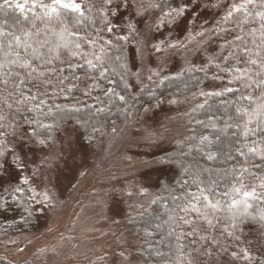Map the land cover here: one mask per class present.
Wrapping results in <instances>:
<instances>
[{
  "label": "snow or ice",
  "instance_id": "1",
  "mask_svg": "<svg viewBox=\"0 0 264 264\" xmlns=\"http://www.w3.org/2000/svg\"><path fill=\"white\" fill-rule=\"evenodd\" d=\"M196 2L197 0H182L177 6H172L167 0H136V15L159 10L160 15L156 21L158 28L160 24H171L185 16L189 4ZM130 6L129 0H0V9L18 11L28 24L26 27L17 19L20 27L16 30L0 27V158H5L0 163V169L8 163V155L12 156L11 163L18 169L24 166L21 157L15 153L14 148L9 147L7 141L9 135L16 134L17 115L29 126L50 129L52 125L43 123L40 117L51 116L54 111H81L79 100L74 105L56 102L58 98L64 101L75 99V91L99 100V97L92 96L94 91L99 90L109 98L110 103L112 97L120 102H127L126 96L115 88L105 89L102 81H106L108 85L115 84L116 81L110 79V74L119 75L124 82L123 88L128 89L126 77L135 76L139 81L142 75L141 72L128 68L123 54L125 45L136 32L135 25L129 21L126 26L128 33L117 35L115 39L105 38L104 35L105 32L113 33L117 27L110 16L115 17L121 7ZM211 7L222 9L215 29L199 31L194 36L190 34L189 42L197 36L209 39L213 35L225 37L220 48L226 54L210 57L199 71H204L207 76L206 69L211 65L218 73L224 74H213L211 79L222 82L226 80L227 83H222L219 89L201 90L196 94L203 100L195 104L192 112L210 109V100L228 94L235 99H220V104L225 105L226 118L221 121L223 127L217 126L215 121L221 118L215 115L208 116V123L203 120L195 121L206 129L210 128L215 139L210 135L199 134L186 137L185 140L195 142L188 145L190 150L195 148L212 161L217 159L218 153L210 151L211 146L234 129L232 135L236 140L226 154V159L231 161L239 158V167L233 166L225 170V177H231V181L223 192L216 191L217 181L205 183L193 173L192 183L196 186V191L185 193L181 198L183 202L168 217L169 235H175L176 242L169 252L154 253L156 257L163 258L161 264H198L192 252L185 251L186 245L182 241L191 237V243L195 245L197 239L208 240L209 236L203 232L206 228L215 227L214 221L222 218L221 213H225L223 218L229 221L223 229L229 237L234 236V231H229V228L234 230L238 223H243L242 218L251 215V209H256L253 218L264 222V0H215ZM85 22L94 31L84 29L81 34L79 29ZM228 35H231V39L226 38ZM152 46L156 52H162L166 48L184 45L168 43L165 46V42L160 41ZM113 51L119 55H113ZM78 72L83 74L77 75ZM159 75V72L151 71L147 79L152 80ZM180 75L176 78H180ZM169 79L172 78L165 76L160 83ZM80 82H86L83 89L79 87ZM176 102L169 101L173 104ZM84 106L88 109L93 107L91 104ZM229 108L232 109L231 113ZM105 110L104 107H97L95 111L103 113ZM26 113L34 115H25ZM32 135L39 136L36 128L32 129ZM37 142L45 144L46 139L41 138ZM21 183L26 185L29 179L22 177ZM30 190L35 196V190ZM15 191L21 192L23 189L17 187ZM145 191L142 189L141 193ZM42 196L44 201L49 200L47 192ZM159 199L157 197L151 203L156 204ZM40 202L37 200V203ZM212 240L218 243L214 237ZM192 251L196 249L193 248ZM240 253L242 255L233 252L232 256L236 258L239 255L245 261L251 258L246 249H241Z\"/></svg>",
  "mask_w": 264,
  "mask_h": 264
},
{
  "label": "rangeland",
  "instance_id": "2",
  "mask_svg": "<svg viewBox=\"0 0 264 264\" xmlns=\"http://www.w3.org/2000/svg\"><path fill=\"white\" fill-rule=\"evenodd\" d=\"M213 2L190 3L185 16L157 28L159 10L136 15V0H129L131 6L121 7L111 18L121 35L128 33L129 21L136 27L127 43L132 71L141 72L147 81L151 71L174 73L189 63L203 66L210 57H217V36H197L189 42L190 34L215 29L222 9L211 7ZM160 41L165 46H184L156 52L152 45ZM198 93L174 104L163 98L154 105H142L125 136L111 135L90 144L82 143L73 126L63 124L54 143L36 148L22 120L15 117L17 131L7 141L24 166L18 169L11 163L12 156L6 157L8 163L0 171V222L6 203L19 193L17 187L26 191L36 213L30 227L0 242L4 260L0 264H140L135 232L138 212L148 207L160 183L174 179L161 156L183 137L184 118L203 100ZM22 177L29 183L22 184ZM45 192L48 201L43 200Z\"/></svg>",
  "mask_w": 264,
  "mask_h": 264
},
{
  "label": "trees",
  "instance_id": "3",
  "mask_svg": "<svg viewBox=\"0 0 264 264\" xmlns=\"http://www.w3.org/2000/svg\"><path fill=\"white\" fill-rule=\"evenodd\" d=\"M172 0H167L169 4ZM22 2V0H21ZM163 2V0H161ZM29 15H31L29 13ZM17 19H20L24 26H28L27 22L23 21L18 11L11 9H0V27H4L6 30H16L20 27L17 24ZM110 19L112 20L111 16ZM6 22V23H5ZM71 23V18H69ZM114 23V22H113ZM97 25L99 20L97 19ZM84 29L88 31H94L91 25L87 22L79 29L83 34ZM238 31V30H237ZM105 38L115 39L117 35H121L120 30L116 27L113 33H104ZM219 43V49L216 53L217 57H220L222 53L220 48L221 43L224 42L225 37L217 36ZM231 39V35L226 37ZM124 57L127 61L128 68H131V58L129 54L128 45L124 48ZM113 55H119L118 52L113 51ZM208 63V62H207ZM206 63V64H207ZM203 66H193L190 63L185 68L178 69L174 73L163 72L159 77L144 81L143 75L140 76L139 81L134 76L129 75L126 80L129 84L128 89L123 88V81L120 80L119 75L110 74V79L116 81L115 84L108 85L106 81H102L105 86L113 87L117 92L126 96V103L120 102L115 97H105L102 91H94L93 97H99V100L92 99L90 97L83 96L81 91H75L73 96L75 99L64 101L62 98L56 100L60 104H76L77 100L80 101L78 105L81 108L80 112H55L48 117H40L41 121L46 124L52 125L50 129L38 128L37 125L29 126L24 120L17 115L23 122V127L31 144L36 148H43L51 145L55 142L56 136L60 127L63 124L73 126L80 134L82 143L90 144L108 136L122 137L125 136V132L131 127V123L134 122L138 115V111L142 105H154L159 103L161 99L176 100L191 95L192 93L200 92L201 90L210 91L219 89L222 83L226 84L227 81L213 80L211 77L213 74L224 75L218 73V70L213 66H208L206 69L207 76L204 71H199ZM117 71H120L117 69ZM82 72H78L77 75H82ZM178 74L180 78H176ZM170 77L172 79L165 80L163 84L160 80L163 77ZM86 82H80L79 87L84 88ZM220 99L230 100L235 99L231 94L222 98H216L210 100L212 105L210 109L197 110L192 112V109L188 112L184 118V135L183 137L175 141L171 148L161 156V161H164L172 172H174V179L171 182L160 183V186L156 189L152 198L160 199L156 204H150L145 210L139 211L136 221V238L139 243L138 257L140 264H161L163 258L156 257L155 252H169L171 246L176 242L175 235H169V223L168 217L172 213L173 209L177 208V205L181 204L182 197L187 192H195L196 186L192 183V175L195 173L199 176V179L208 183L210 181H217L218 187L216 191L223 192L227 190V187L231 181V177H225V170L231 169L233 166L239 167V158L231 161L226 159V154L230 148L234 145L236 137L232 135L234 129L229 130L220 141L213 144L210 151L218 153L216 160H208L202 152L196 151L195 148L189 149L190 142L185 140L186 137L192 135L205 134L210 135L212 139L215 136L212 134L211 129L204 128L202 125L195 123L196 120H203L208 123V116L215 115L220 117L221 120L215 121L218 127H223L222 120L226 118L224 108L225 105L220 104ZM202 102V101H199ZM85 104L93 105L92 109L86 108ZM97 107H104L106 110L103 113H97L95 110ZM232 109L229 108V113ZM32 116L34 114H25ZM36 128L39 132V136L32 135V129ZM46 139L45 144H39L38 139ZM183 142V144L181 143ZM185 153V154H182ZM235 156V153H232ZM5 158H0V163L4 162ZM188 169V172H185ZM203 169H209L210 171H203ZM2 169H0L1 171ZM253 171H257L253 169ZM185 181H188L185 184ZM176 197L177 199H173ZM6 215L0 222V242L5 238H10L12 233H18L19 230L30 227L33 224V215H35L34 205L31 203L26 191L17 193L11 201H8L5 206ZM251 215L243 217V223H238L236 229L229 228V231H234V236L229 237L226 232L223 231L226 224L229 221L223 217L225 213H221L222 217L219 221H214V228H206L203 234L208 235V240H199L195 245L191 243L192 238L189 237L182 242L186 245L185 251L192 252L193 257L198 261V264H262L264 261V222L258 218H253L256 215V209L250 210ZM183 215V213H180ZM12 221L7 224V221ZM160 226L159 228L157 226ZM26 226V227H25ZM188 229H185L187 231ZM179 232V229H177ZM151 233V235H148ZM212 237L215 238L214 242ZM239 237V239H236ZM195 248L196 251H192ZM241 249H246L250 255V259L245 261L239 258V255L234 258L233 252L240 255ZM0 260L4 261L0 258Z\"/></svg>",
  "mask_w": 264,
  "mask_h": 264
}]
</instances>
